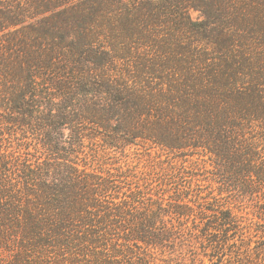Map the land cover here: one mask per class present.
Returning <instances> with one entry per match:
<instances>
[{
	"label": "trees",
	"instance_id": "16d2710c",
	"mask_svg": "<svg viewBox=\"0 0 264 264\" xmlns=\"http://www.w3.org/2000/svg\"><path fill=\"white\" fill-rule=\"evenodd\" d=\"M0 264H264V0H0Z\"/></svg>",
	"mask_w": 264,
	"mask_h": 264
},
{
	"label": "rangeland",
	"instance_id": "374dc122",
	"mask_svg": "<svg viewBox=\"0 0 264 264\" xmlns=\"http://www.w3.org/2000/svg\"><path fill=\"white\" fill-rule=\"evenodd\" d=\"M190 17L193 21L195 22H202L205 20V15L199 10L191 9L189 11ZM129 156L130 161L133 163H138L139 161L146 162L148 157H147V152L145 149H142L141 147H133L131 150L127 151ZM153 156L156 155V151H152L151 153Z\"/></svg>",
	"mask_w": 264,
	"mask_h": 264
}]
</instances>
